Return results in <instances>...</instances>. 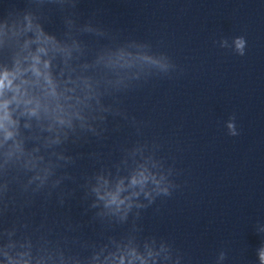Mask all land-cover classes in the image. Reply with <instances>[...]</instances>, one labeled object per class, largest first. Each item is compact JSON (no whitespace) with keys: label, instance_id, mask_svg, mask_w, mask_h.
<instances>
[{"label":"clouds","instance_id":"1","mask_svg":"<svg viewBox=\"0 0 264 264\" xmlns=\"http://www.w3.org/2000/svg\"><path fill=\"white\" fill-rule=\"evenodd\" d=\"M25 31L32 30L33 25L30 17H25ZM31 43L37 44L35 51L29 50ZM236 49L243 55L245 41L243 38H237L235 41ZM24 49L28 50L27 55L22 59L18 58L11 69L5 67L0 70V146H6L3 152V164H0V216L6 215L10 206L15 208L17 197L10 195L12 185L19 188L20 195L24 197L21 207L31 201V198L38 193H45L50 197L52 191L59 188L66 179H73L67 172L57 176V169L62 167L58 162L48 161L44 163L42 156L26 153L23 142L17 139L19 121L14 118V109L10 106L15 104L20 109L19 114L28 117H40L41 110L45 114H51L54 124H50L49 130H53L55 125L72 128L73 118L82 121L81 127H87L89 131L99 135L96 129L91 125L84 123L85 118L79 111L68 112L64 106L57 103L55 108L50 109L47 104L41 102L38 95L33 94V89H40L45 98H57L56 81L53 79L50 68V60L45 59L51 50L58 49L55 39L46 35L43 30L36 26L35 40H27ZM26 62V66H25ZM159 64V61H152ZM166 67V65H161ZM31 74L30 76L28 74ZM66 99H71L67 97ZM71 107V106H70ZM103 119V117H100ZM28 125H25L27 127ZM232 128V125H229ZM12 143L9 144L8 142ZM60 135L50 141V144H59ZM135 153L133 152V156ZM150 159V158H149ZM20 166L23 171L31 173L26 179L19 175L9 177V163L21 162ZM58 161L73 163L72 157L63 155L58 156ZM126 163V161H125ZM91 180L87 181L85 187V198L92 196L94 199L90 208L99 209L96 215L100 218H118L119 221H126L133 207L145 208L148 205L139 202L141 194L151 204L154 201L153 193L156 195H169V184L166 183V177L153 172L147 160L145 163H136L128 176H117L111 178V173L105 174L101 171L94 175ZM153 187L149 188V185ZM61 204L64 203L63 193L60 194ZM139 215V213H137ZM21 227L27 228L28 225L22 224ZM18 228L13 224L11 228H4L2 235L8 240L3 247L4 264H82V260L77 255H65L63 251H53L47 247H41L34 254L30 239L23 242L13 241L11 237L16 234ZM47 243V242H46ZM19 250L12 254L9 249L17 248ZM106 246L99 251H94L88 264H148L150 259L156 255L151 249L147 254L140 253L137 248L131 245H116L115 251H107ZM223 258V254H221ZM260 264H264V249L259 252Z\"/></svg>","mask_w":264,"mask_h":264}]
</instances>
